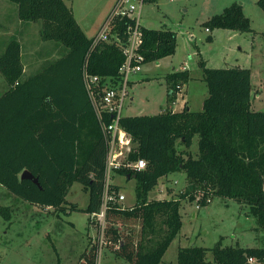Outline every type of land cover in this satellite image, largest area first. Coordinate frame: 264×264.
<instances>
[{
	"label": "trees",
	"instance_id": "1",
	"mask_svg": "<svg viewBox=\"0 0 264 264\" xmlns=\"http://www.w3.org/2000/svg\"><path fill=\"white\" fill-rule=\"evenodd\" d=\"M18 5L22 22H42V39L65 47L54 61L24 78L22 45L12 38L0 55V73L9 86L0 97V184L20 199L56 211H101L106 185L107 141L90 96L84 71L102 79H119L125 62L113 43L88 38L66 0H8ZM146 1V0H145ZM257 5L264 11V0ZM108 18V17H107ZM125 38L127 20L115 21ZM218 29L252 32L250 19L239 4L224 9L204 23ZM144 63L173 56L177 34L172 30L143 29ZM210 35L208 41H212ZM60 47V46H58ZM208 96L201 111L186 106L153 116H127L120 127L131 137L129 161L145 160L142 171L117 172L137 181L136 203L111 202L106 215L105 238L115 255L127 264H161L182 230V200L207 206L213 198L235 200L250 207L264 230V112L251 110V70L208 68L200 61ZM191 80L189 70L167 75L169 107L180 88ZM110 115L103 122L111 123ZM197 139L199 155L190 149ZM24 171L32 180H22ZM184 172L188 184L178 199L150 200L159 180ZM80 183L89 195L85 208L68 207L72 186ZM121 188L111 184L116 195ZM10 217L9 207L1 209ZM70 213V212H69ZM211 252L213 260L207 259ZM98 246L90 243L77 264H97ZM178 264H264L263 248H180Z\"/></svg>",
	"mask_w": 264,
	"mask_h": 264
},
{
	"label": "rangeland",
	"instance_id": "2",
	"mask_svg": "<svg viewBox=\"0 0 264 264\" xmlns=\"http://www.w3.org/2000/svg\"><path fill=\"white\" fill-rule=\"evenodd\" d=\"M257 1L146 0L142 7V25L149 30L176 32L177 48L173 56L159 62L144 63L139 74L130 76V97L125 103L123 117L153 116L172 110L173 105L169 107L168 103L166 77L182 68L189 70L191 74L185 91L189 90L194 103L193 109L200 110L204 98L208 96L204 72L199 65L202 60L208 68L213 69L240 66L251 69V110L264 112V11L257 5ZM115 2L116 0H66L88 38H94L99 33ZM235 3L243 7L245 15L251 21L252 32L206 30V21ZM42 29V22H22L18 17L17 4L0 0V55L8 42L16 37L22 45L24 78L35 74L50 60L59 58L62 50L66 49L55 41L42 39ZM210 35L213 37L212 41H208ZM8 88L0 73V97ZM183 109L172 111L180 112ZM190 153L194 158L198 157L197 139L194 140ZM167 177L160 179L150 192V200H161L158 199L161 195L166 199H178L185 190L187 176L184 172ZM174 180H177V184H173ZM111 183L119 186L126 198L122 206L129 208L135 205L136 179L113 172ZM198 198L195 202L182 200V230L167 250L161 264H178L180 248L212 249L219 243L223 247H264V230L259 227L257 218L250 213L249 206L235 200L215 197L207 206H200L198 209ZM88 201L89 195L83 186L75 183L67 196L68 207L77 205L85 208ZM6 207H9L10 220L7 219L6 212L1 210ZM98 225L97 220L83 212L68 211L65 214L53 208L32 205L0 184V264H77L90 243L98 244ZM207 259L213 260L211 252ZM98 264L127 263L118 258L109 247H104Z\"/></svg>",
	"mask_w": 264,
	"mask_h": 264
},
{
	"label": "built area",
	"instance_id": "3",
	"mask_svg": "<svg viewBox=\"0 0 264 264\" xmlns=\"http://www.w3.org/2000/svg\"><path fill=\"white\" fill-rule=\"evenodd\" d=\"M144 3L145 0H116L111 13L99 33L95 36V43H113L121 49L125 62L119 70V79H102L99 76L90 75L87 71H84L85 86L95 111L102 121V128L108 147L103 205L99 213L92 215V218L99 222L97 231L100 239L97 244V264L102 250L108 246L105 238V228L109 204L116 202L121 205L126 200L124 194L119 193L116 195L110 191L112 173L121 169L142 171L147 167L145 160L139 159L135 162L128 160L129 154L133 149V142L131 137L120 127L125 103L130 97V76L139 74L145 61L141 54L144 41V26L142 25V7ZM117 19L127 20L125 38L121 37L115 27ZM179 90L181 91L182 87ZM180 93H178V96ZM105 115L111 116V123L106 124L103 122ZM197 201V208L200 209L199 198Z\"/></svg>",
	"mask_w": 264,
	"mask_h": 264
},
{
	"label": "crops",
	"instance_id": "4",
	"mask_svg": "<svg viewBox=\"0 0 264 264\" xmlns=\"http://www.w3.org/2000/svg\"><path fill=\"white\" fill-rule=\"evenodd\" d=\"M85 33V32H84ZM240 67H242V66H240ZM239 67V68H240ZM245 68V67H244ZM183 70H185V68H182L181 70H175V71H183ZM251 70V69H250ZM251 76H252V74H251ZM185 87H186V85H184L183 87H182V90H181V93L179 94V96H178V99H177V102L173 105V107H172V110H176L177 108H179V109H183V108H185L186 106L188 107V109H190V110H194L193 109V107H194V103H193V99L190 97V94H189V90H187V91H185ZM253 88V87H252ZM187 89H188V87H187ZM187 92V93H186ZM206 99V97L204 98V100ZM204 102V101H203ZM202 108H203V103H202V107L201 108H199L200 110H194V111H201L202 110ZM174 110V111H175ZM177 111V110H176ZM168 177H165L164 179H167ZM173 184H177V180L175 181H173ZM187 180H185V185H184V187L186 188V186H187ZM170 187V186H169ZM183 187V188H184ZM170 188H174V187H170ZM162 192H163V190H161ZM120 193L121 194H123L122 193V190H120ZM175 193V192H174ZM173 193V194H174ZM164 195H161V197H159L158 199H166L165 197H163ZM173 196V195H172ZM89 215V214H88ZM86 249H87V247H86Z\"/></svg>",
	"mask_w": 264,
	"mask_h": 264
},
{
	"label": "water",
	"instance_id": "5",
	"mask_svg": "<svg viewBox=\"0 0 264 264\" xmlns=\"http://www.w3.org/2000/svg\"><path fill=\"white\" fill-rule=\"evenodd\" d=\"M128 178L130 179V176H128ZM21 179L22 180H25V179L32 180L35 184H37L39 186L38 180L37 179H34L33 175L30 172H28V171H24L22 173Z\"/></svg>",
	"mask_w": 264,
	"mask_h": 264
}]
</instances>
